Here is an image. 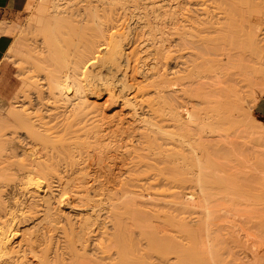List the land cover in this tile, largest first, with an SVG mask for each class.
I'll use <instances>...</instances> for the list:
<instances>
[{
    "label": "bare ground",
    "instance_id": "6f19581e",
    "mask_svg": "<svg viewBox=\"0 0 264 264\" xmlns=\"http://www.w3.org/2000/svg\"><path fill=\"white\" fill-rule=\"evenodd\" d=\"M35 1L28 0L26 5L31 7ZM174 1L171 12L156 15L168 20L150 21L148 28L135 36L128 15L148 5L153 8L157 2L44 0L40 10L32 14L35 30L43 36L32 39L34 57L18 66L16 75L21 87L10 100L0 98V264H118L111 261L116 252L115 256L131 252L130 248L135 246L133 251L139 250L141 245L137 242L135 245L133 235L149 232L150 227L129 229L126 221L133 209L124 204L156 206L169 195L165 191L177 185L185 187V178L163 177L162 169H158L162 174L159 175L155 165L148 161L159 152L154 144L157 138L168 144L188 146H183L184 150L190 146L187 151L193 152L196 159L191 156L190 161H197L195 165L202 171L206 166L202 162L204 156L200 155L206 152L195 144L226 141L228 133L223 131L226 124H235V138L242 139V147L247 145L250 150L255 148L264 154V126L257 125L250 117L258 96L264 92L263 1ZM166 22L172 25L169 30L164 26ZM242 88L250 90L245 104L239 96ZM102 94L110 100L121 98L128 114L132 118L138 116L131 121L140 124L135 126L141 129L136 135L144 147L139 152L132 151L138 161L131 168L139 172L129 179L136 188L130 192L141 198L103 205L95 204L81 190L71 194L67 203L78 211L80 231H85L86 236L71 232L69 240L65 237L70 241L67 242L69 262H65L58 244L52 243L53 219L49 207L51 188L55 186L54 191L65 196V186L59 174L50 172L57 170L56 165L45 164L43 158L47 154L70 156L71 149L63 142L103 138L99 108ZM52 120L55 122L50 125ZM181 148L178 151L182 152ZM176 154L171 160L177 161L178 168L184 167L181 170L184 173L192 170L194 165L189 170L185 155ZM167 156L165 162L171 157ZM249 163L254 164L252 160ZM242 169L235 166V175L243 173ZM243 170L249 177L255 175ZM197 172L194 176L199 180L202 176ZM190 173L193 175L190 171L187 176ZM176 181L178 184L173 183ZM248 181L243 184L245 188ZM223 182L226 186L230 184ZM159 184L165 187L162 192L157 191ZM108 205L110 212L105 213L110 218L107 215L105 218L109 219L111 229L104 233L97 229V234L101 233L97 254L88 257L78 253L77 244L97 238L92 226L101 222L96 221L101 218V211L109 210ZM21 226L28 228L17 230ZM80 246L85 251L88 245ZM105 248L114 250V254ZM126 258L122 261L132 263L133 257ZM247 263L264 264V260L252 253Z\"/></svg>",
    "mask_w": 264,
    "mask_h": 264
},
{
    "label": "rangeland",
    "instance_id": "374dc122",
    "mask_svg": "<svg viewBox=\"0 0 264 264\" xmlns=\"http://www.w3.org/2000/svg\"><path fill=\"white\" fill-rule=\"evenodd\" d=\"M152 1L157 2L154 3L153 8L152 5H148L146 8L141 7L136 13L128 15L130 18L128 23L134 28V36L137 32L146 30L148 28L147 23L150 21L162 18L163 20H168V17L164 18V16L156 15L163 11L171 12L174 8V0ZM262 1V11L264 13V0ZM43 3L44 0H36L31 7L26 5L11 24L12 29L9 31L0 28V31L9 32L13 36V43L5 53L0 67V98L3 100H10L13 92L21 87L16 75L18 66L25 65V61L34 57L32 39H41L43 36L38 29L35 30V23L32 21V14L38 12ZM33 9L36 11H33ZM151 10L156 11L152 12ZM180 10V13H183L184 9L182 10L180 7ZM164 26L169 30L172 25L170 22H166ZM262 28L261 32L264 36V21ZM128 83H130L129 79ZM102 96L99 108L103 120L101 124L103 138L98 141L91 138V140L88 139L89 141H87L84 140L86 139L84 137V139L81 138L73 142H63L66 146L69 145L71 149L70 156L47 154L43 158L45 164L56 165L54 167H57V170L50 172L59 174L63 178V185L65 186V196L57 194L54 191L55 186L51 188L53 192L49 196V207L53 219V227L50 231L53 238L52 243L54 245L58 244L65 262H69L67 242H70L65 239L68 238L69 240L70 237L68 236L72 234L71 232L77 233L83 238L86 236L85 231H80L82 223L76 216L78 211L67 203V198L71 194H74L76 190H81L82 194L95 201V204L103 205L141 198L140 195L130 192L136 188L134 187V182L129 179V177L135 176L139 172L132 170L135 167L131 168L134 166L133 163L138 161L132 151H141L140 147L143 144L142 139L140 138L139 141L138 135H136L139 134L141 129L137 130L135 126L137 125L138 127L140 124L137 121L136 123L131 121L133 118L136 120L138 116L132 118L128 114V108L124 105L121 98L110 100L108 95L102 94ZM239 96H241V101L245 104L246 100L250 98V90L242 88ZM259 96L260 98L264 96V92ZM259 96L258 100L260 99ZM256 106L252 108L250 117L257 125L261 123L264 126V116L257 111ZM54 122L52 120L50 125H53L52 123ZM131 128H134L135 131L134 129L131 130ZM223 131L228 133L226 141H216L203 145L199 142L195 144L205 148H202V152L206 153L200 155V157H205H202L203 166H206L203 170L211 173L208 175L198 169L195 165L198 163L197 161H190L193 158V160H196L195 156L191 154L193 152L187 151L190 146L184 150L188 146L183 144L179 146L176 142L168 144L166 143L167 141L157 138L154 144L156 148L158 147L157 152L158 150L159 152L154 159H149L148 161L155 165L157 171L159 168L162 169L163 175L159 174L161 169L156 172L163 177H172L170 178L172 180L175 177H179L180 180L185 178L183 183L185 187H177V185L171 188L170 191H165L169 195L160 199L161 204L156 206L154 204L141 203L124 204L130 205L133 209L132 213L129 214L130 218L126 221L129 229L137 231L139 228H151L148 229L149 232L133 235L134 242H137L141 247L136 251H133L136 246L134 248L129 247L133 249L132 251L129 249L131 252L121 253L125 255V259H127L126 257H133V259H130H132V263L136 262V264L140 262V264H144V262L145 264H249L247 261H249L252 253H257L264 260V232L261 231L264 229H261L264 227V154L258 153L255 148L250 150L247 145L241 146L244 145L241 142L242 139L239 137L235 138V124H226ZM102 134L100 133L99 137H102ZM133 135H136L137 138H135L136 136L133 137ZM235 142L237 143L236 145ZM180 148L183 150L182 152L178 151ZM177 152H179V155L176 154ZM180 153L182 157L185 155L184 159L186 164H189V170L191 169L190 165H194L192 170H190L193 175L190 173L191 176H187L190 172L188 168L186 174L181 171L184 167L181 166L179 169L177 161L171 160L175 158L173 157L175 154L180 157ZM166 155L171 156L169 161L166 158L168 162L164 160ZM191 156L192 159L190 158ZM251 157H254V159H250ZM245 158L248 159L246 160ZM251 160L254 162L252 166H250V163L248 164V161L251 162ZM246 165L250 166L248 167L249 169L245 167ZM235 166H237V170L243 167V169L250 171L249 173L254 172L255 175L249 177L251 175H247V171L244 172L242 169L243 173L239 172L240 174L237 173L236 176ZM251 167H254V169ZM193 168L196 170L195 172H193ZM197 171L201 172L202 175H200L201 173L198 174ZM196 172L200 177L202 176L200 179L198 177L199 180L196 178L197 175L194 176ZM184 174L187 177L183 176ZM241 174L247 175L250 179L246 178L247 176L245 177V175L242 177ZM55 180L53 179L52 181ZM243 180L245 182L252 180V182L248 181L249 183H246L247 187L245 188L244 186L246 185H243L245 182H240ZM223 181L230 184L226 186ZM173 183L178 184L177 181ZM52 184L56 185L57 183L53 182ZM230 189L233 190L230 191ZM163 190H165V187L159 184L157 191L162 192ZM108 209L101 211V218L96 221L101 220V222L93 224L92 228L95 231L98 229L99 232L103 231L101 233H104L105 230L109 232L108 229H111L109 228L111 226L109 219L105 218V215L108 216L107 213L110 212L109 205ZM108 218L110 217L108 216ZM110 220L112 222L113 219ZM133 225L135 227L137 225V227L134 228ZM24 227L28 228L27 226H21L17 230H22ZM98 230L97 232L94 231L97 237L95 240L87 241L88 243L82 242L88 245L85 251L80 246L82 243L77 244L76 251L78 253L85 254L88 257H94L97 254L96 251L98 249L96 250V247H98L97 244L101 235V233L100 235L97 234ZM105 242H103L104 245L108 247ZM111 244L109 243V246ZM109 249L112 248L109 247ZM109 249L108 251H113L110 254H114V250ZM123 249L126 250L125 248ZM117 251L120 252L119 250ZM110 254H107L108 258H110ZM121 254L119 253L118 257L113 256L115 257L114 259H117L116 261L114 259L111 260L112 258L109 260L118 264H120V261L121 264L125 263L122 261L124 255ZM134 258H137L138 261H135L137 259ZM128 262L131 261L126 263Z\"/></svg>",
    "mask_w": 264,
    "mask_h": 264
},
{
    "label": "crops",
    "instance_id": "0c3cea01",
    "mask_svg": "<svg viewBox=\"0 0 264 264\" xmlns=\"http://www.w3.org/2000/svg\"><path fill=\"white\" fill-rule=\"evenodd\" d=\"M27 2L28 0H0V28L5 31L12 29L11 24L24 10ZM5 31H0V67L5 53L13 43V36ZM256 105L257 111L264 116V96L257 101Z\"/></svg>",
    "mask_w": 264,
    "mask_h": 264
}]
</instances>
